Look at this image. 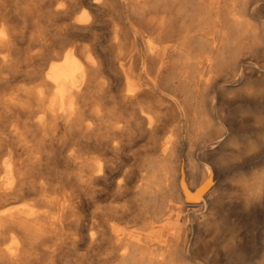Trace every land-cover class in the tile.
I'll use <instances>...</instances> for the list:
<instances>
[{"label": "bare ground", "instance_id": "1", "mask_svg": "<svg viewBox=\"0 0 264 264\" xmlns=\"http://www.w3.org/2000/svg\"><path fill=\"white\" fill-rule=\"evenodd\" d=\"M0 83V264H264V0H0Z\"/></svg>", "mask_w": 264, "mask_h": 264}, {"label": "rangeland", "instance_id": "2", "mask_svg": "<svg viewBox=\"0 0 264 264\" xmlns=\"http://www.w3.org/2000/svg\"><path fill=\"white\" fill-rule=\"evenodd\" d=\"M29 37V34H25L21 37V42L22 45L21 47L26 45L27 39ZM99 39L105 40L106 39V35L102 34L100 36H98ZM22 58V56H21ZM22 65V72L29 70L33 64L30 61H21L20 62ZM19 77H22L21 81L19 82V84H23L25 83L26 85H32L30 84V81L28 79H24V75H21ZM2 86L0 83V90H1ZM21 121H29L31 120V117H29L28 114L23 115L22 117H20ZM29 134H34L33 132V128L30 126L29 128ZM8 130V129H7ZM6 130V132H7ZM18 142V141H17ZM21 144H0V149L4 150L6 148L9 147H13V148H20ZM63 146V145H62ZM61 147V146H59ZM47 150L46 153H48V155L50 154L49 149L45 148ZM179 154L181 155V158H184L185 161L187 160V153H186V149L182 148L181 151H179ZM65 155V149L59 148L57 149L56 153L54 154V157L51 161H49V163L47 164V166H45V164L43 165V174L42 177L46 176L49 177L52 174H57V179H58V185L61 187H64L66 190L71 191L72 189H74V185H73V180L70 179V176L72 175L71 171L72 168L71 166L68 165V163L65 161L64 158ZM2 156H5V151H3ZM187 163V161H186ZM208 163V162H205ZM180 163V168L183 169V164ZM68 181H67V180ZM31 201L28 199H22V200H17L15 202H11L9 204H7L5 207L8 209H14V208H20L23 206H26L30 203ZM50 212V210L48 211ZM74 227L71 224H68L65 228H64V232L65 234L61 236L60 240H55L54 238L49 239V241L47 242V247H48V252L46 253L45 259L44 261L47 264H94L95 263V255L93 253H89L88 251H86V249L84 248H80V249H75V247L72 244V236H73V232H74ZM63 232V233H64ZM202 256V255H201ZM37 262V260H36Z\"/></svg>", "mask_w": 264, "mask_h": 264}]
</instances>
